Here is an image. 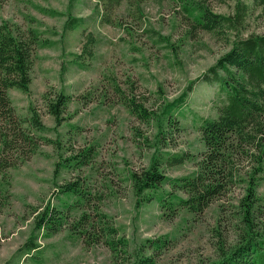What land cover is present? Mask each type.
Returning a JSON list of instances; mask_svg holds the SVG:
<instances>
[{
  "label": "rangeland",
  "instance_id": "1",
  "mask_svg": "<svg viewBox=\"0 0 264 264\" xmlns=\"http://www.w3.org/2000/svg\"><path fill=\"white\" fill-rule=\"evenodd\" d=\"M195 1L222 16H233L239 2L249 10L238 29L217 33L197 29L178 0H0V25L7 21L24 31L37 29L54 43L36 49L30 91L9 92L16 120L4 131L11 135L18 124L24 135L0 155L6 166L0 170V264H138L147 259L149 264H215L241 243L243 180L257 166L249 145L231 161L234 179L227 191L200 214L158 204L159 195L168 193L188 198L170 183L147 192L152 201H142L130 178L142 175L154 158L171 179L195 172L205 151L201 122L216 119L227 104L219 86L202 79L234 41L264 35V10L252 1ZM69 17L83 19L80 28L66 30ZM184 93L189 94L183 109L168 124L162 110ZM61 94L69 103L57 122L50 105ZM129 101L153 113L152 119L133 115ZM33 112L46 131L33 129ZM174 156L185 161L172 164ZM261 175L251 220L252 230L264 237ZM75 182L84 192L83 204L60 191ZM48 205L59 208L66 224L45 238L35 221ZM84 214L94 223L99 215L108 216L116 230L113 239L128 240L126 251L120 248L115 257L97 237H104L105 226L96 225L87 235L75 231ZM34 238L41 252L25 256L23 248ZM159 240L167 242L155 248Z\"/></svg>",
  "mask_w": 264,
  "mask_h": 264
},
{
  "label": "trees",
  "instance_id": "2",
  "mask_svg": "<svg viewBox=\"0 0 264 264\" xmlns=\"http://www.w3.org/2000/svg\"><path fill=\"white\" fill-rule=\"evenodd\" d=\"M187 18L192 21L197 29L206 32L220 33L226 29L232 31L238 29V25L245 20L249 6L239 2L233 16H222L209 10L200 1L178 0ZM264 10V0H249ZM43 13L52 16L58 12L42 9ZM83 19L69 17L66 30H76L80 28ZM43 32L37 29L24 31L17 24L3 22L0 25V155L14 149V142L24 135L18 124L14 127L13 133H6L11 121L16 120V108L12 104L10 90H18L28 93L32 84V66L37 48H46L54 45L53 41L42 38ZM208 84H217L221 94L226 95L227 104L221 107L216 119L203 120L200 127L202 141L205 151L201 158L196 161V170L191 175L183 178L171 179L162 174L158 159L154 158L150 168L142 175L134 173L130 177L133 180L137 196L142 197V201L153 200L152 194L163 184L170 183L179 190L184 191L188 198L168 193V196L159 195L158 204L163 209L175 211L177 207L185 208L194 214H200L209 207L211 201L222 196L232 183L233 157L238 153H245L246 144L251 157L257 163L256 168L249 173L248 178L243 180L246 184V195L241 200L240 208L245 224V233L241 243L231 251L222 254V259L215 264H264V237L254 232L251 220L254 207L257 204L258 185L263 179L264 172V35H251L247 38H239L234 41L230 52L224 54L217 64L210 68L207 75L202 79ZM192 88H190L191 91ZM189 93H184L172 102H167L162 114L167 118L168 124L172 123L174 113L183 109ZM69 98L64 94L59 96L55 104L50 105L51 115L57 122L61 121L62 108L69 103ZM130 112L140 120L152 119L153 113L148 112L143 106L129 101ZM33 129L38 132L46 131L35 112L31 115ZM160 125L158 142L163 137V127ZM12 136V137H11ZM163 139V138H162ZM92 151V148L83 153L85 156ZM158 151V150H157ZM159 152V151H158ZM82 156V157H85ZM174 163L181 164L185 161L182 156H174ZM83 163L79 161L77 164ZM6 166L0 162V170ZM10 167V165H9ZM62 195L77 197L76 203L83 204L84 192L78 184H67L60 187ZM146 195L147 198H146ZM145 197V198H144ZM170 198V199H168ZM256 200V201H255ZM99 221L94 223L88 214H84L81 223L75 228L83 235L96 229V225L105 226L103 230L104 239L107 246L115 257L121 253L120 248L126 251L128 240L120 238L115 241L111 234H116V230L108 225V216L99 215ZM66 217L62 215L59 208L51 205L44 208L36 218L35 230L44 232L45 238H50L66 224ZM34 239H30L23 248L24 255L28 256L32 252H41L40 245ZM166 240L153 242L155 248L165 246ZM150 260H141L138 264H149Z\"/></svg>",
  "mask_w": 264,
  "mask_h": 264
}]
</instances>
